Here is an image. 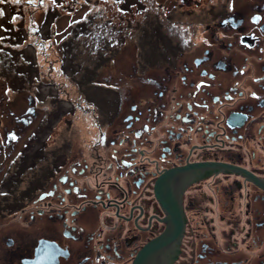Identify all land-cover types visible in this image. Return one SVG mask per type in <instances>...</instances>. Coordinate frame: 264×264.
Wrapping results in <instances>:
<instances>
[{"label": "flooded vegetation", "instance_id": "1", "mask_svg": "<svg viewBox=\"0 0 264 264\" xmlns=\"http://www.w3.org/2000/svg\"><path fill=\"white\" fill-rule=\"evenodd\" d=\"M204 5L41 114L29 95L27 135H0V264H264V0Z\"/></svg>", "mask_w": 264, "mask_h": 264}, {"label": "rangeland", "instance_id": "2", "mask_svg": "<svg viewBox=\"0 0 264 264\" xmlns=\"http://www.w3.org/2000/svg\"><path fill=\"white\" fill-rule=\"evenodd\" d=\"M133 1L129 6L130 0L0 3V135H27L20 116L27 119L29 95H39L41 114L48 90L57 93L63 87L73 97L78 77L84 87L89 74L106 75L112 57L116 66L159 51L172 41L176 22L202 19L188 10L201 9L209 0ZM119 46L123 49L116 50Z\"/></svg>", "mask_w": 264, "mask_h": 264}, {"label": "trees", "instance_id": "3", "mask_svg": "<svg viewBox=\"0 0 264 264\" xmlns=\"http://www.w3.org/2000/svg\"><path fill=\"white\" fill-rule=\"evenodd\" d=\"M129 5H134V1H133V0H130L128 6H129ZM121 47H122V46H119L118 48L116 47V50H120V49L123 48V47H122V48H121ZM119 48H120V49H119Z\"/></svg>", "mask_w": 264, "mask_h": 264}, {"label": "snow or ice", "instance_id": "4", "mask_svg": "<svg viewBox=\"0 0 264 264\" xmlns=\"http://www.w3.org/2000/svg\"><path fill=\"white\" fill-rule=\"evenodd\" d=\"M4 2V0H0V3H3Z\"/></svg>", "mask_w": 264, "mask_h": 264}]
</instances>
